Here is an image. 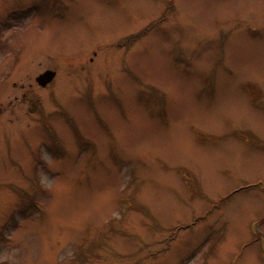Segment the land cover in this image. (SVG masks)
Listing matches in <instances>:
<instances>
[{
	"label": "rangeland",
	"instance_id": "obj_1",
	"mask_svg": "<svg viewBox=\"0 0 264 264\" xmlns=\"http://www.w3.org/2000/svg\"><path fill=\"white\" fill-rule=\"evenodd\" d=\"M0 264H264V0H0Z\"/></svg>",
	"mask_w": 264,
	"mask_h": 264
},
{
	"label": "water",
	"instance_id": "obj_2",
	"mask_svg": "<svg viewBox=\"0 0 264 264\" xmlns=\"http://www.w3.org/2000/svg\"><path fill=\"white\" fill-rule=\"evenodd\" d=\"M55 75H56V71L47 70L44 73H42L40 76H38L37 80L41 85H46L54 78Z\"/></svg>",
	"mask_w": 264,
	"mask_h": 264
},
{
	"label": "bare ground",
	"instance_id": "obj_3",
	"mask_svg": "<svg viewBox=\"0 0 264 264\" xmlns=\"http://www.w3.org/2000/svg\"><path fill=\"white\" fill-rule=\"evenodd\" d=\"M52 80H53V79H52ZM104 105H105L106 109L108 110V112L111 113V110L109 109L108 105L105 104V103H104ZM80 111H81V110H80ZM81 114H82L83 118L85 119L86 123L88 124V126L91 127V128H93L92 125L89 124L88 118H86V116L84 115V113H83L82 111H81ZM106 200H107V199H106ZM105 204H106V205H109V204H110V201H109V202H108V201L105 202L104 205H105Z\"/></svg>",
	"mask_w": 264,
	"mask_h": 264
}]
</instances>
